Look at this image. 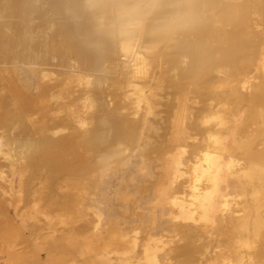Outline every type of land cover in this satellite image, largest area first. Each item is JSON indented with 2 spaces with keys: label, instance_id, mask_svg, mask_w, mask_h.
Instances as JSON below:
<instances>
[{
  "label": "rangeland",
  "instance_id": "obj_1",
  "mask_svg": "<svg viewBox=\"0 0 264 264\" xmlns=\"http://www.w3.org/2000/svg\"><path fill=\"white\" fill-rule=\"evenodd\" d=\"M173 1L70 0L81 47L48 0L13 17L0 1L19 37L0 58V264H234L255 250L236 229L257 186L237 144L264 150L251 104L264 0H228L248 21L224 37L216 0Z\"/></svg>",
  "mask_w": 264,
  "mask_h": 264
},
{
  "label": "bare ground",
  "instance_id": "obj_2",
  "mask_svg": "<svg viewBox=\"0 0 264 264\" xmlns=\"http://www.w3.org/2000/svg\"><path fill=\"white\" fill-rule=\"evenodd\" d=\"M0 1H3L2 4H3V6H5L4 10H6L5 15L8 17L17 16V15H19V13L20 14L26 13L29 15V13L35 12V5L31 3V2H33V0H24L26 2V5H24L23 7L21 6L22 8H18L19 5L16 7V4H17L16 1L17 0H0ZM68 1H70V0H48V4L52 5V6H54V8H56V12L55 11L54 12L59 17V20L61 22L60 25L63 29H65L66 32L71 33L73 35V37L75 38V40H74L75 46L81 47V45H83L85 43L84 38L80 36V38L78 39V35L75 33V29H76L75 26L74 27L71 26V21H70L69 17H70V13H71L70 8H72L73 6L70 5ZM175 1L176 0H174L173 2H175ZM76 2H77V0H76ZM76 2L75 1L73 2V0H72V3L75 4L74 7L77 6ZM67 3L70 6H67ZM210 3L212 5H214V0H211ZM78 5H79V3H78ZM171 5H174V4L171 2ZM215 5H216V11H215L216 15L214 14L211 16V21H212V24L214 25V30H216V32L219 33V34L216 33L217 35H220V34L222 35V33L224 31V30L222 31V29H224V28H225V30L228 29V23L232 24L233 21L239 20L241 22L242 27H243L245 25V23L248 21V17L246 16L247 10L245 9V6L243 3L236 4V3H233L232 1L229 2L228 0L226 1V3H224V2H222V0L221 1L216 0ZM108 6H109V4H108ZM64 7L66 10H64ZM78 7L79 6L75 7L76 8L75 10H78L77 9ZM73 11H74V9H73ZM68 12H70V13H68ZM95 13H96V11H95ZM14 19H15V17H14ZM6 23H10V22L0 23V58H4L3 54L7 50V48H9V49L13 48V45H16V44L19 45V37L17 38V36H15L11 33H5L3 31V26L6 25ZM243 28H245L244 30H246V27H243ZM225 32L226 31H224V33ZM224 33H223L222 37H224ZM227 33L228 32H226V34ZM84 35L87 36L89 34L84 31ZM217 35H215V36H217ZM91 39H93V37H91ZM91 39L88 36V40L91 41ZM94 39L92 40L93 44L95 42H97V41L94 42ZM222 39H224V38H222ZM92 43H90L91 46H92ZM87 44H89V43H86V46H87ZM99 44L100 43L94 44L92 46V48L89 46L90 48L89 47L88 48L90 50H88L87 47H86V51L82 49L83 51H85L84 53H86L87 51L89 52L90 56H87V53H86V56L91 57L90 59H92L94 61V62L91 61V63L93 62V64L90 66H92V68H95V69H96L95 66H98V64H99V63H97L98 59H99V55H100L99 52L101 53V46L102 45L99 46ZM204 52H206V51H204ZM206 53H208V52H206ZM200 55H202V54H200ZM86 56H84V57H86ZM200 57H202V56H200ZM182 59H183V57H182ZM202 59H205V57ZM201 62H204V60H202ZM198 63H199V61H198ZM205 64L206 63H204V65H203V63H201L200 65L205 66ZM191 65L189 64V68L191 67ZM200 65H198V66H200ZM195 66L196 65L194 64V68H195ZM189 68H187L188 72H189ZM226 69L227 68H225L224 70H226ZM221 70L224 71L223 68ZM221 70H219V71H221ZM182 71H183V69L181 70V72ZM215 71H216V69H215ZM219 71H217V72H219ZM213 72H214V70H213ZM213 72H211L212 75L214 74L213 77H215V75L217 76V73L216 72L213 73ZM224 72L226 75L223 74L224 75L223 80H221V78H220V80L218 81L220 83H223L224 80L229 81V79L231 78L232 73L230 74V72H229V74H227L228 71L227 72L224 71ZM221 73L222 72L218 73L219 77H220ZM212 75L211 76H210V74L207 75V76L211 77V79L209 77H207L209 79L206 78L209 82H211V80L213 79ZM258 79H257V81H258ZM207 80H205V81H207ZM221 81H223V82H221ZM212 82H213V80H212ZM203 83L205 84L206 82L203 81ZM220 83H219V85H220ZM225 83L226 82H224L223 84H225ZM206 84H208V82ZM257 84H258L257 85L258 91L254 92L255 91V88H254L252 96L255 93H256V95L258 94V96L255 95L256 97H252V101H251L252 105H254L255 107L258 106V107H256L255 111L257 109L260 110L264 104V77H261ZM258 110L256 111V113L258 112ZM255 117H257V115L255 113H253V118H255ZM256 131L259 133L264 132V125H262L260 127L257 126ZM96 137H99V136H96ZM101 139H103V138H101ZM101 139H99L98 141H100ZM252 140L253 139L251 137L246 138L245 140L240 139L238 141V144H237L238 148H241L243 150L245 160L247 162L246 169H245V175L249 178L250 182H253V183L256 182L257 186L255 187L254 191L250 194V204H249L250 207H247L244 214L240 218L237 219L236 229H237V232L242 236V239H241L242 247L243 246L254 247L255 245L256 246H255L254 251H252V252L248 251L247 252V256H248L247 262H244L243 257H237L234 264H255V261H256L255 259H257V258H258L257 260H259L261 262V264H264V150L263 149L262 150L253 149V143L254 142ZM101 141L94 146L95 149H99L102 147L103 144Z\"/></svg>",
  "mask_w": 264,
  "mask_h": 264
}]
</instances>
